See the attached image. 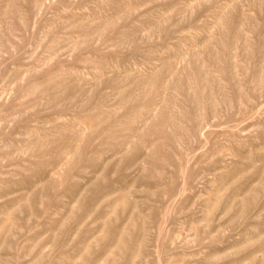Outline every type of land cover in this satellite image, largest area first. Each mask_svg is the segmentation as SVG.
Here are the masks:
<instances>
[{"label":"rangeland","instance_id":"rangeland-1","mask_svg":"<svg viewBox=\"0 0 264 264\" xmlns=\"http://www.w3.org/2000/svg\"><path fill=\"white\" fill-rule=\"evenodd\" d=\"M0 264H264V0H0Z\"/></svg>","mask_w":264,"mask_h":264}]
</instances>
